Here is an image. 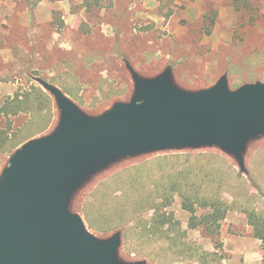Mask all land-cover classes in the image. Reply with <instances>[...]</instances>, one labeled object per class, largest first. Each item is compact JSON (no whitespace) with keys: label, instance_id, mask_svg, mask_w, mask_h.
I'll return each mask as SVG.
<instances>
[{"label":"rangeland","instance_id":"obj_1","mask_svg":"<svg viewBox=\"0 0 264 264\" xmlns=\"http://www.w3.org/2000/svg\"><path fill=\"white\" fill-rule=\"evenodd\" d=\"M127 61L147 76L171 66L177 86L190 91L214 85L223 74L232 89L264 82V0H0V128L22 139L56 130L61 110L37 77L61 88L91 116L118 101L130 102L135 84ZM16 95L26 98V108L6 116L1 109ZM15 150H0V177ZM204 153L226 159V165L218 163V174L224 175L221 193L235 207L217 232L191 228V213L178 194L161 211L173 214L180 229H169L170 236L162 234L155 243L137 238L143 224L150 228L152 208L143 212L138 226L135 221L126 225L136 227L128 239L123 228L100 232L89 225L87 212L102 224L101 213L113 211L122 193L117 182L128 189L139 171L161 176L160 170L171 168L174 159ZM243 160L244 167L216 144L128 156L83 184L70 210L83 217L98 239L121 231L117 257L124 262L263 264L262 242L244 210L264 215V133L249 140ZM105 184L104 191L112 195L98 194L106 205L101 207L95 194ZM196 208L198 214L204 212L201 205ZM187 249L213 255L203 262L188 256Z\"/></svg>","mask_w":264,"mask_h":264},{"label":"water","instance_id":"obj_2","mask_svg":"<svg viewBox=\"0 0 264 264\" xmlns=\"http://www.w3.org/2000/svg\"><path fill=\"white\" fill-rule=\"evenodd\" d=\"M135 82L130 102L101 114L84 112L61 88L37 77L62 116L56 130L19 146L0 177V264H148L117 257L122 232L101 240L70 210L93 175L128 156L216 144L244 167L243 152L264 133V82L235 89L228 75L213 86L178 87L172 69L154 78L127 62Z\"/></svg>","mask_w":264,"mask_h":264},{"label":"trees","instance_id":"obj_3","mask_svg":"<svg viewBox=\"0 0 264 264\" xmlns=\"http://www.w3.org/2000/svg\"><path fill=\"white\" fill-rule=\"evenodd\" d=\"M16 95L9 103L1 109V112L8 116L9 114H18L25 109L26 98H19ZM39 101H41V98ZM28 102V101H27ZM30 138H17L16 135L9 137V132L0 128V150L17 149ZM172 167L164 170L161 169V176L153 177L152 174L140 172L131 176L130 187L123 188V181L117 182L122 190L119 200L115 206H112V212H102L104 222L96 223L93 220L90 212H87V220L91 228L96 231L105 232L115 228H123L125 239H128L131 226H126L131 221H135L137 226L143 221V212L148 209H155L150 228L143 224L144 228L137 230V238L143 242L146 239L149 242L155 243L160 239L162 234L169 232V229L178 231V221L174 219L173 214L161 211L163 207L171 205V200L178 194L183 199V206L191 213L189 226L193 229L200 227L207 228L212 232H217L221 222L226 218L229 210L235 208L233 204L226 201L221 193L223 187V178L218 174V163L226 165L227 161L224 157L215 153H204L197 155H182L179 159L172 161ZM222 168V166L220 165ZM153 183V187L147 189V184ZM133 184V185H132ZM103 185L95 195H112L107 193L108 190ZM104 191V192H103ZM218 192V193H217ZM98 195L97 200L99 206L103 200H100ZM162 199L161 201H159ZM196 205H201L204 212L197 213ZM242 208V207H241ZM245 207L242 209L244 210ZM249 221L254 228L255 236L261 240L264 249V215H259L254 210L245 209ZM135 224V225H136ZM140 227V226H139ZM125 228V229H124ZM136 228V227H133ZM168 236H170L168 234ZM188 256L200 259L204 262V258L213 255L210 252L203 251L190 254L189 249L185 251ZM213 264H221L214 262ZM264 264V258H263Z\"/></svg>","mask_w":264,"mask_h":264},{"label":"crops","instance_id":"obj_4","mask_svg":"<svg viewBox=\"0 0 264 264\" xmlns=\"http://www.w3.org/2000/svg\"><path fill=\"white\" fill-rule=\"evenodd\" d=\"M127 62H129V61H127ZM127 62H126V67H127ZM129 63H130V62H129ZM130 64H131V63H130ZM131 65H132V64H131ZM132 66H133V65H132ZM133 67H134V66H133ZM168 67L171 68V66H168ZM168 67H166V68H168ZM127 68H128V67H127ZM166 68H165V69H166ZM134 69H135L139 74H141L142 76H144V77H146V78H154V77L158 76L159 74H161V73L165 70V69H164V70H163L161 73H159V74H155V75H153V76H147V75L142 74V73H141L140 71H138L135 67H134ZM171 69H172V68H171ZM128 70H129V68H128ZM129 72L131 73L130 70H129ZM223 75H224V74H223ZM131 76H132V74H131ZM132 79H133V76H132ZM218 80H219V79H218ZM133 81H134V79H133ZM174 82H175V81H174ZM134 84H135V82H134ZM175 84H176V83H175ZM215 84H216V83H215ZM176 85H177V84H176ZM212 86H213V85H212ZM210 87H211V86H210ZM208 88H209V87H208ZM204 89H205V88H204ZM199 90H200V89H199ZM134 92H135V89H134ZM133 95H134V93H133ZM132 97H133V96H132ZM118 102H123V101H118ZM114 104H115V103H114ZM78 106H79V105H78ZM79 107H80V106H79ZM80 108H81V107H80ZM81 109H82V108H81ZM109 166H110V165H109ZM109 166H108V167H109ZM106 168H107V167H106ZM104 169H105V168H104ZM104 169H103V170H104ZM101 171H102V170H101ZM101 171H99V172H101ZM99 172H98V173H99ZM98 173H96L95 175H97ZM95 175H93V176H95Z\"/></svg>","mask_w":264,"mask_h":264}]
</instances>
